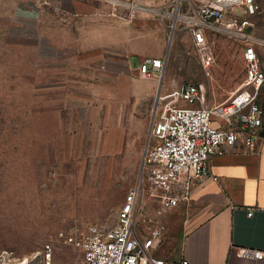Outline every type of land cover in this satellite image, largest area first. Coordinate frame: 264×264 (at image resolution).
<instances>
[{"label": "rangeland", "instance_id": "obj_1", "mask_svg": "<svg viewBox=\"0 0 264 264\" xmlns=\"http://www.w3.org/2000/svg\"><path fill=\"white\" fill-rule=\"evenodd\" d=\"M206 1L144 0L145 7L137 0H117L113 6L118 11L102 21L115 20L119 30L133 27L134 46L128 49L87 48L77 27L70 33L59 29L62 16L47 17L40 32L0 48V253L10 256V264L34 257L35 264H42L46 243L53 248L52 264H79L80 250L58 239L57 232L114 225L126 192L136 183L147 128L139 147L109 137L115 128L109 110L118 105V78L131 80L125 64L115 62L117 55L162 57L164 72L159 79V73L153 76L156 93L202 84L197 105L203 107L227 103L242 87L241 41L229 29L210 33L206 52L212 63L204 68L190 33L175 17L177 12L191 14ZM257 3L250 29L264 59V0ZM131 64L137 65L135 57ZM133 73L140 76L138 68ZM154 102L152 95L143 104L147 122ZM92 105L97 107L93 115ZM72 115L80 122L71 130Z\"/></svg>", "mask_w": 264, "mask_h": 264}, {"label": "built area", "instance_id": "obj_2", "mask_svg": "<svg viewBox=\"0 0 264 264\" xmlns=\"http://www.w3.org/2000/svg\"><path fill=\"white\" fill-rule=\"evenodd\" d=\"M258 7L257 0H207L191 14L177 19L190 33L204 68L212 63L206 52L210 33L229 29L241 41L245 62L242 87L227 103L213 107L197 105L203 94L202 84L184 83L165 92L159 90L151 107L137 180L126 192L115 224H90L78 233L57 232L58 239L80 250L79 264H190L184 257L168 262L159 253L167 229L164 218L180 200L190 197L187 182L181 192L177 189L182 179H204L209 175L212 157L235 151L239 146L252 151L260 138L264 70L258 55L260 42L251 35L249 20ZM164 68L162 57H145L138 72L144 78L159 73V79ZM214 118L221 124L214 125ZM52 249L50 243L43 246L42 264H52ZM237 253L252 259L263 255L250 248H238ZM10 259L6 252L0 253V264H10ZM35 259L24 258L16 264H35Z\"/></svg>", "mask_w": 264, "mask_h": 264}, {"label": "crops", "instance_id": "obj_3", "mask_svg": "<svg viewBox=\"0 0 264 264\" xmlns=\"http://www.w3.org/2000/svg\"><path fill=\"white\" fill-rule=\"evenodd\" d=\"M116 1L0 0V48L6 50L7 42L22 41L24 35L29 37L28 34L40 32L42 29L38 26L47 17L62 16L64 23L59 29L70 33L77 27L79 41L85 39L87 48L128 49L134 46L133 35L129 36L133 27L131 31L128 26L126 30H119L115 20L102 21L118 11L113 6ZM137 3L146 7L144 0H137ZM124 31L126 36L120 38ZM32 38L36 40L35 36ZM132 57L137 60L136 66L131 64ZM119 60L125 64L124 73L129 72L131 80L118 78V105L111 106L109 110L115 128L109 137L117 136L119 144L127 142L139 147L145 128L148 137L150 119L147 122L143 104H148L152 95H156V76L150 79L134 76V70L142 61L136 56L117 55L115 62ZM260 60L264 70V59ZM261 93L264 101V86ZM73 95L76 96L75 93ZM78 96L83 95L79 93ZM96 108L92 105V115L97 112ZM70 111L74 113L75 110ZM90 119L95 120L94 116ZM262 120L260 138L252 151H244L239 146L235 151L214 156L208 163L207 177L202 180L184 178L177 186L181 192L187 182L190 197L180 200L164 218L167 229L159 253L168 262L184 257L190 264H264V112ZM78 122L80 120L72 115L68 121L69 128H76ZM219 123L220 120L214 118L213 124ZM238 248L259 250L263 255L257 259L240 257Z\"/></svg>", "mask_w": 264, "mask_h": 264}, {"label": "bare ground", "instance_id": "obj_4", "mask_svg": "<svg viewBox=\"0 0 264 264\" xmlns=\"http://www.w3.org/2000/svg\"><path fill=\"white\" fill-rule=\"evenodd\" d=\"M176 13V12H175ZM175 17L178 19L179 17H181L182 18V16L180 15H178V13H176L175 14ZM176 18H174V19H176ZM172 26H174V24H172ZM172 37V36H171ZM158 92H159V90L157 91V93H156V95H155V99H156V97H157V94H158Z\"/></svg>", "mask_w": 264, "mask_h": 264}, {"label": "water", "instance_id": "obj_5", "mask_svg": "<svg viewBox=\"0 0 264 264\" xmlns=\"http://www.w3.org/2000/svg\"><path fill=\"white\" fill-rule=\"evenodd\" d=\"M174 24V23H173ZM171 34H172V31H171ZM171 38H169V41H170ZM159 86H160V82H159V85H158V89H159Z\"/></svg>", "mask_w": 264, "mask_h": 264}]
</instances>
